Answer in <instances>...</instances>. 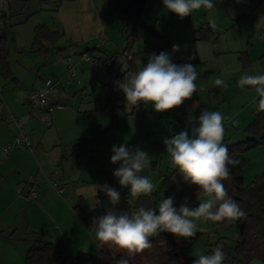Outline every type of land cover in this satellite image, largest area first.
Here are the masks:
<instances>
[{"label": "rangeland", "instance_id": "374dc122", "mask_svg": "<svg viewBox=\"0 0 264 264\" xmlns=\"http://www.w3.org/2000/svg\"><path fill=\"white\" fill-rule=\"evenodd\" d=\"M105 1L116 2L119 0H98L97 2L102 4ZM55 4L56 0H10L9 5L4 6V8L11 15L12 22L26 17L32 10L40 7H54ZM123 5L127 8H115L110 12L111 24L115 26V29L120 26L126 34L131 33L133 28L137 27L138 38L133 44L132 53L135 55L139 66L142 67L147 63L149 54L170 53L173 63H192L196 66L199 73L197 92L191 100L183 104L184 110L179 107L168 112L157 113L151 105H146V109L150 113L148 117L141 116L140 110L137 111L136 117H125L123 112L129 111L131 106L126 105L125 96L118 88V94L122 95L124 100L123 111L118 119L114 123L112 122L114 128L107 135L105 145L102 137L105 134L104 130L111 122L106 117L102 119L101 114H95V116L90 114L92 108L97 107L99 103L102 104L105 92L103 83L107 77L103 75L100 60L96 58L97 56L93 58L86 55L87 59L82 56L81 52L88 47L87 44L72 46L60 42L59 46L64 51L60 54L53 50L51 60L53 65L45 67L46 69L41 72L42 76H51V73L54 72L56 77L54 80L60 91L59 98L57 104H49L48 108L37 117L39 122L37 134H41L40 136L45 142L47 139L50 141L55 138L59 142L55 146L56 150L59 156H63L69 161L65 168L72 175L73 180L80 177L91 184L111 177L112 171L103 167L102 162L110 161L109 163H111L112 147L114 145L120 146L119 143L122 139L126 145L129 143L140 145V149L146 153L151 150L159 151V154L149 155V165L140 173L151 178L156 185L154 192L159 193L158 172L156 167H152V163L159 162V157L163 154L164 157L159 166L160 170L166 173L168 169H174L170 164V157L165 151L163 140L171 138L186 128L190 130L189 121L192 117V111L189 110V106H194L197 102L200 108L205 107L209 111H219L225 117L224 137L233 135L229 139L230 142L241 141L247 137L243 129L252 110H258L259 98L254 89L248 86L243 89L238 87V80L243 73L264 74V64L260 63V58L264 57V0H216L214 9L202 8L183 19L165 9L163 0H126ZM130 6L135 8H129ZM124 9H127L125 13H123ZM253 9H255L256 21L252 27L242 23L234 24L235 18L240 15H247ZM42 14L45 13L33 17L32 21ZM128 22L131 23L128 24ZM200 22H209L221 32L216 45L187 42L179 45L180 50L173 53L172 45L187 41L191 37L192 30ZM137 24L138 26H136ZM155 30L166 37L155 40L152 37V32ZM102 38L107 41V44L104 43L99 47L100 52L98 53H101L100 55L120 52L125 46L123 38H121L120 43L118 42L119 44L110 43L107 36ZM247 40H250L251 43L252 66L250 69L241 71L236 51L243 50L247 45ZM28 52L29 49L26 48L24 55L26 62ZM189 57L192 59L189 60ZM11 59L14 63L13 58ZM121 63L125 67V62L121 61ZM41 65L42 61L38 63L37 68H43ZM30 75V73L23 74L20 76L21 81H28L32 78ZM218 77L226 79L228 88L225 90L219 87L221 90L218 94L219 97L216 98L214 90L209 92V88L216 87L214 80ZM202 83L204 86H201ZM55 107L60 109L51 111ZM29 113L30 116L33 115L32 112L29 111ZM36 113L37 111L34 112V114ZM233 121L239 123L233 124ZM52 122L55 124H53L54 128L51 129ZM56 129L58 130L57 134L55 133ZM87 130L92 132L91 136L87 135ZM158 143L161 145V150H154L153 145ZM109 153H111L110 157H108ZM92 155L98 157L100 162L102 161L101 165L90 162ZM243 156L246 160L243 168L244 184H248L255 175L264 171V146L249 149ZM86 159L88 162L83 165ZM58 162L59 160L52 165L55 172L62 171V167L57 166ZM155 170L156 172H154ZM80 178L77 181L78 186L82 182ZM51 179V175L46 177L48 183L53 185ZM67 185L71 189V181H68ZM53 188L55 187L53 186ZM120 194L121 197H127L131 202L137 198L133 197L127 188H122ZM203 199H205L203 194L198 192L197 200L200 202ZM93 203L95 204V200L93 202L90 199L82 202L81 212L86 213ZM200 226L204 227L206 231L198 232L194 238L188 240L180 239L179 242L188 264H192V261L199 254H204L209 247L214 248L220 243L225 245L222 250L225 253L224 262L226 264H262L256 259H252L248 263H241L237 259L233 260L235 253L231 247L235 246L238 240L234 221L207 222L201 223ZM5 230L7 231V229ZM95 255L97 263L100 264V250H97Z\"/></svg>", "mask_w": 264, "mask_h": 264}, {"label": "crops", "instance_id": "0c3cea01", "mask_svg": "<svg viewBox=\"0 0 264 264\" xmlns=\"http://www.w3.org/2000/svg\"><path fill=\"white\" fill-rule=\"evenodd\" d=\"M97 1L98 0H74L63 2L58 7H56V4L54 7H40L34 11H30L26 17L19 18L12 22L11 15L8 14L4 8V6L9 5L10 0H5V3H3L2 6L0 4V11H3L8 16L10 15V22L12 23V26L6 31L7 41L5 51L12 76L16 78V84L0 78V264H23L28 248L31 245L43 242L56 244L65 254L78 256L82 259L93 258L97 262L95 254L97 250H100V247L104 245L96 239L94 228L86 227L81 221V218L90 213L98 204L97 196L102 191H99L96 198H94L92 196L91 183L84 181L80 177L73 180V177H71L72 175L67 172L65 168V165L68 164L69 161L63 156H59V153L56 150L55 146L59 142L56 141L54 136L53 140L49 141L47 139V142H45L40 136L41 134H37V128L39 126L37 117H39V115H41V113L48 107L38 110L36 114H34V111L32 112L33 115L30 116V110L26 103V95L28 92L38 89L45 78L56 79L54 72L51 73V76H42L41 72L46 69L45 67L53 65V62L51 61L53 58V50L60 54L64 51L63 48L59 46L60 42L72 46L87 44L88 47L82 52L90 48H96L98 51L94 53V58L96 56V58L102 56L100 55L101 53H98L100 52L99 47L104 43L107 44V41H104L102 37L107 36V40L110 43H120L121 38H123L121 33V29L123 28L119 26L115 29V26L111 24L110 12L115 8H127V6L124 7L123 5L126 0H119L116 2L105 1L102 2V4ZM129 8L135 7L130 6ZM126 10L127 9H124L123 13H125ZM254 11L255 9L251 10L249 13H254ZM40 13L45 14H42V16L32 21V18L40 15ZM115 15L117 16V14ZM237 18L234 19V24H238L235 21ZM130 23L131 22H128V24ZM200 23L209 24L214 31L219 34V40L221 32L209 22ZM37 24H45L51 30H56L63 34L62 39L58 41L56 45L46 44V52H40L32 48L33 30ZM117 24L119 23L117 22ZM136 26H138V24ZM193 30L191 37H189L187 41H181L176 45H183L187 42H196L200 45L202 43L216 45L215 43H209L202 40H193ZM152 37L155 40H158L163 39V37L166 36L157 33L155 30L152 32ZM250 47V40H247L245 48L236 51L237 61L240 65L241 71L250 69L252 66ZM26 48L29 49V54L26 57L27 62L24 60ZM244 51L247 52L250 59V64L246 68H243L238 60L239 53ZM128 57H130V54ZM11 58H13L14 63ZM201 59L204 60V58ZM40 61H42L41 67L43 68H37ZM260 63L264 64V57L260 58ZM120 65L122 69L125 68L123 67V63H120ZM25 73H30V77L32 78L28 79V81L25 80V82H22L20 76ZM201 86H204V83H202ZM64 87L66 88V86ZM211 90H214L216 98L219 97L218 94L221 88H209V92ZM17 91H20L21 93ZM59 93L60 91L58 87L57 97L49 102L50 105L57 104ZM102 104L100 105L99 103L97 107L92 108L90 114L93 116H95V114H101L100 117L102 119L106 117L111 122V124L104 130L105 134L102 137L104 139V144L106 145V137L114 128L112 122L114 123L122 112H119L116 117L111 118L105 111L101 110ZM55 109L60 108L55 107L51 111H54ZM131 109L125 113L128 114ZM181 109L184 110L183 105L181 106ZM198 109H200V107H198L197 102L195 107L189 106V110L192 111V116H195ZM137 111L138 110H136L133 115H127L125 113H123V115L125 117H136ZM258 112L259 111L256 109L252 110L246 126L253 119L254 114ZM25 115H28L29 120L24 124V128L30 135L33 150L12 147L7 153H5L3 147L6 143L12 140L13 135L16 132L15 124L8 121V118L11 116L17 118ZM141 116H143L142 113ZM53 124L55 123L52 122L51 129L54 128ZM57 131L58 130L56 129V134L58 133ZM87 135L91 136L92 132L87 130ZM232 136L228 135L224 138L231 139ZM123 141L124 139L120 141L119 145H126L125 141ZM127 146L130 149H140V145L136 143H129ZM158 146V149L161 150L160 143H158ZM158 152L159 151L151 150L147 152V155H156L159 154ZM110 155L111 153L108 154V157H110ZM163 157L164 155L161 154L159 157L160 161L153 162L156 164L155 169L158 172L159 181L162 175H166L172 171V169H168L166 173H164V171L160 170L159 166ZM57 160H59L57 166L62 167L61 172H55L52 168L53 163ZM87 162L88 160L86 159V162L83 165H86ZM90 162L96 165H101L102 161L100 162L98 157L92 155ZM109 162L110 161H104L102 164L103 167L108 169V171H112L111 177H107L101 182L95 184H108L109 180L113 177V163ZM156 170L154 172H156ZM30 175L36 176V182L33 185V189L36 192V198L34 199L29 197L24 191L25 181ZM50 175L52 176L50 181H53V185H50L46 180V177ZM79 178L82 180L80 186L77 185ZM68 181H71V189L67 185ZM54 183L63 187V192L60 193L56 188H53ZM88 199L93 200V202L95 200V204L93 203L90 209L86 211V213H83L81 212V204ZM75 206L78 207L77 210L74 209ZM5 229H7V231ZM209 249L210 248H208L205 253Z\"/></svg>", "mask_w": 264, "mask_h": 264}, {"label": "clouds", "instance_id": "9594fccd", "mask_svg": "<svg viewBox=\"0 0 264 264\" xmlns=\"http://www.w3.org/2000/svg\"><path fill=\"white\" fill-rule=\"evenodd\" d=\"M215 3L216 0H163L165 9L181 19L202 8L212 10ZM179 50V45H173V53ZM198 78L195 65L173 63L170 53L160 52L149 54L146 64L117 83L127 106L133 108L143 103L151 105L157 113H164L192 99L198 90ZM214 86L228 88L226 79L219 77L214 80ZM246 86L260 97L258 111L264 110V74H241L238 87ZM189 122L193 125L190 130L186 128L165 138L163 143L171 166L179 170L185 182L195 185L205 199L195 207H189L185 202L177 208L172 198H166L157 208L140 207L131 214H117L109 208L92 222L95 237L102 244L134 257L151 248L150 238L161 232L188 240L198 232L206 231L201 223L232 222L245 215L240 205L228 196L223 183L230 177L228 165L239 163L230 157L228 147L223 143L225 117L219 111L202 110L199 117L192 116ZM238 123L233 121V124ZM112 152L111 162L119 164L113 176L121 188H127L133 197L151 196L156 185L150 177L140 174L149 165L147 153L127 145H114ZM99 191L108 197V203L113 207L120 202V192L107 183L92 184L94 198ZM222 248L217 245L210 254H199L192 264H223L226 257ZM117 264H130V260L121 258Z\"/></svg>", "mask_w": 264, "mask_h": 264}, {"label": "trees", "instance_id": "16d2710c", "mask_svg": "<svg viewBox=\"0 0 264 264\" xmlns=\"http://www.w3.org/2000/svg\"><path fill=\"white\" fill-rule=\"evenodd\" d=\"M66 1L74 0H56V7ZM236 23H242L253 26L255 22V14L253 12L244 16L241 15ZM12 26L10 17L0 11V78L10 83L16 84V78L12 76L8 60L6 58V31ZM124 40V48L117 53L111 55H102L97 59L100 60L103 75L107 80L103 83L105 88V96L101 110L105 111L111 118L116 117L119 112L123 111V96L118 94V83L134 74L140 68L136 62L135 55L132 53V47L137 40L138 29L134 27L131 33L126 34L121 29ZM219 34L209 24L200 23L193 30V40H202L209 43H216ZM63 37V34L56 30H51L45 24H37L33 30L32 48L46 52V44L56 45ZM98 51L96 48H90L82 52L94 58V53ZM130 54V57L128 55ZM243 68L250 64V59L246 51L239 53V58ZM125 62V68L122 69L120 63ZM260 98V97H259ZM136 110H140L144 117H148L149 113L143 103L135 106L127 115H133ZM255 113V112H254ZM247 137L244 140L230 142L228 138L223 139V143L228 147L230 157L239 161L235 166L228 165L230 170L229 179L225 180L224 186L228 196L235 200L245 215L234 224L238 233V240L235 246L231 247L235 253L233 260L241 263H248L252 259H256L264 264V171L248 183L244 184L243 168L245 158L243 154L249 149L264 146V110H260L254 114L253 119L243 129ZM154 150L158 149V144L153 145ZM119 167V164H113V169ZM152 167H156L152 163ZM108 185L120 192L122 189L118 180L113 176ZM198 189L195 185L184 181L179 170L172 169L166 175H162L160 179L159 193L153 192L151 196H140L133 202L127 197H121L120 202L116 206L108 203V197L101 192L97 196V200H106L107 207L103 210L98 209V204L87 215L81 218L82 223L86 227H92L93 219L105 214L112 208L117 214L127 212L131 214L140 207L157 208L161 200L172 198L174 206L179 208L187 202L189 207H195L199 201L197 200ZM78 209L77 206L74 207ZM243 225V232L240 233L238 225ZM152 247L134 257L127 256L126 253L117 251L109 245L100 247L101 263L100 264H117L121 258L129 259L130 264H188V260L184 258L183 252L179 245L180 239H177L171 233L161 232L155 237H151ZM220 243V242H219ZM220 245L224 246L223 243ZM212 248V247H209ZM90 264H98L93 258L89 259ZM83 259L78 256L65 254L56 244L51 242H43L31 245L24 257L23 264H82Z\"/></svg>", "mask_w": 264, "mask_h": 264}, {"label": "built area", "instance_id": "2783aa9c", "mask_svg": "<svg viewBox=\"0 0 264 264\" xmlns=\"http://www.w3.org/2000/svg\"><path fill=\"white\" fill-rule=\"evenodd\" d=\"M4 0H0L1 6L3 5ZM87 59L86 54H82ZM58 94V86L56 81L53 78H45L42 82V85L36 89L28 92L26 95V103L29 107L30 112L38 111L47 107L49 102L57 97ZM202 110H208L207 108L203 107L196 111L195 117H199ZM209 111V110H208ZM29 120L28 115L22 117H9L8 121L12 122L16 126V132L13 135L11 141L6 143L3 147V151L7 153L12 147H19L25 148L28 150H33V145L30 139V135L24 128V124ZM193 125L190 124V128ZM36 182V176L30 175L27 177L25 181L24 191L25 193L31 197L36 198V192L33 189V185ZM54 187L57 189L58 192H63L64 188L55 184ZM215 248V247H214ZM213 247L210 248L205 254H210L211 251L214 249ZM82 264H90L89 258H85L82 261ZM223 264H226L223 262Z\"/></svg>", "mask_w": 264, "mask_h": 264}, {"label": "water", "instance_id": "95a60500", "mask_svg": "<svg viewBox=\"0 0 264 264\" xmlns=\"http://www.w3.org/2000/svg\"><path fill=\"white\" fill-rule=\"evenodd\" d=\"M86 83V82H85ZM85 83H83V84H85ZM107 207V202H106V200H101L100 201V203L98 204V209L99 210H103V209H105ZM238 228H239V231H240V233H242L243 232V225L242 224H239L238 225Z\"/></svg>", "mask_w": 264, "mask_h": 264}]
</instances>
